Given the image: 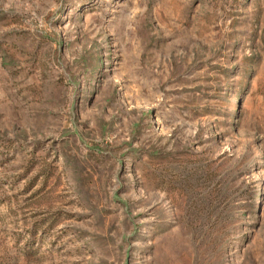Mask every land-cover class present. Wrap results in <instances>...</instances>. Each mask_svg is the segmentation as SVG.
Instances as JSON below:
<instances>
[{
  "label": "rangeland",
  "instance_id": "1",
  "mask_svg": "<svg viewBox=\"0 0 264 264\" xmlns=\"http://www.w3.org/2000/svg\"><path fill=\"white\" fill-rule=\"evenodd\" d=\"M0 264H264V0H0Z\"/></svg>",
  "mask_w": 264,
  "mask_h": 264
}]
</instances>
